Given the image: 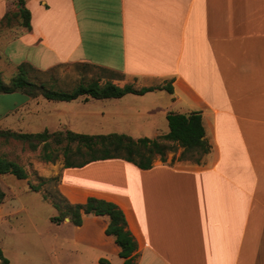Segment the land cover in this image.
I'll list each match as a JSON object with an SVG mask.
<instances>
[{"label": "crops", "instance_id": "0c3cea01", "mask_svg": "<svg viewBox=\"0 0 264 264\" xmlns=\"http://www.w3.org/2000/svg\"><path fill=\"white\" fill-rule=\"evenodd\" d=\"M22 1L30 29L0 35L5 82L21 63L34 68L29 79L73 63L110 70L120 86L171 84L172 93L74 100L133 130H159L154 116L168 111H199L210 145L199 162L172 154L149 169L122 159L63 168L66 196L114 202L137 243L134 264H264V0ZM19 6L0 0V19ZM51 101L0 93V126L51 129L57 113L71 129ZM96 164L112 171L93 176ZM82 171L90 176L80 182Z\"/></svg>", "mask_w": 264, "mask_h": 264}, {"label": "rangeland", "instance_id": "374dc122", "mask_svg": "<svg viewBox=\"0 0 264 264\" xmlns=\"http://www.w3.org/2000/svg\"><path fill=\"white\" fill-rule=\"evenodd\" d=\"M6 29L0 28L2 39L10 36L4 31ZM30 76V79L37 82L45 81L47 86L54 84L57 89L69 91L80 82L86 83L93 79L103 82L111 75L96 67L63 63L45 72H31ZM2 79L5 81L4 77ZM81 100L51 101L56 109L65 112L63 119L70 121L72 131L87 134L125 133L134 138H153L156 133L158 135L168 131L167 119L161 117L160 121L158 115L154 118L158 124L155 127L159 130L146 127L133 130L126 124H112L105 120L108 116L105 118L98 113L100 107L96 103H84ZM61 118L56 113L53 128L46 130L52 132L69 129L62 125ZM15 130L37 132L43 129L34 126L31 130ZM41 146L30 150L24 143L0 139V153L8 154L10 159L20 163L27 172V178L22 180L16 179L12 174H0V188L5 192L4 200L0 202V248L3 255L9 260V264H103L100 259L110 264H119L122 261L117 253L119 247L114 237L105 233L109 223L107 215L83 213L79 226L70 220L71 216L59 219L66 210V204L74 205L78 202L66 196L60 186L64 168L61 151H56L59 154L56 160L44 161L39 157ZM51 146V149L56 148L55 145ZM181 151V148L169 151L166 157L169 158L172 154L180 156ZM92 168L87 172L94 170L93 176L95 173L106 175L112 171L108 164H96ZM85 173L86 171L75 173V179L82 182V174L90 176ZM30 183L39 184V190H30Z\"/></svg>", "mask_w": 264, "mask_h": 264}, {"label": "trees", "instance_id": "16d2710c", "mask_svg": "<svg viewBox=\"0 0 264 264\" xmlns=\"http://www.w3.org/2000/svg\"><path fill=\"white\" fill-rule=\"evenodd\" d=\"M18 4L19 8L7 11L2 16L0 28L30 29V12L22 0H18ZM80 65L96 67L90 64ZM98 69L110 73L111 76L103 82L99 79H93L86 83L80 82L71 90L64 91L55 88L54 84L47 86L45 82L38 83L30 80L29 72L34 68L30 64L21 63L17 66L16 73L7 82L3 81L0 73V93L22 91L32 97L42 95L49 100L71 101L80 96L85 99L119 98L128 93L144 94L158 88H164L170 93L173 91L171 84L140 88H134L131 83L120 86L111 80L116 76V73L105 68ZM166 119L168 131L153 138H134L125 133L115 132L87 134L70 129L52 132L46 129L37 132H23L0 127V139L4 141L11 139L24 143L30 150H36L39 145H42L39 157L44 161L56 160L59 157L56 151H61L64 168L82 167L90 162L100 160L122 159L139 169H149L156 157L164 162L167 152H174L177 148L182 149L179 159L196 162H199L200 158L210 151V145L205 137L202 115L199 111L189 113L168 111ZM51 145H55L56 148L51 149ZM0 174H12L20 180L27 178V172L20 163L2 155H0ZM39 187V184H29L32 191H38ZM4 198L5 192L0 188V202ZM83 213L107 215L109 223L105 233L114 237V241L119 247L118 254L123 259L122 264H134V251L137 248V243L130 230L126 228L123 211L110 200L89 196L82 203L66 204V210L59 219L63 220L66 216H71L70 220L79 226ZM100 262L110 264L104 259H100ZM0 264H9V260L3 255L1 248Z\"/></svg>", "mask_w": 264, "mask_h": 264}, {"label": "bare ground", "instance_id": "6f19581e", "mask_svg": "<svg viewBox=\"0 0 264 264\" xmlns=\"http://www.w3.org/2000/svg\"><path fill=\"white\" fill-rule=\"evenodd\" d=\"M104 165H105V164H104ZM101 166H103V165H101ZM105 168H106V167H105ZM105 168H104V169H105ZM124 168H125V167H123V170H124ZM121 169H122V168H121Z\"/></svg>", "mask_w": 264, "mask_h": 264}]
</instances>
